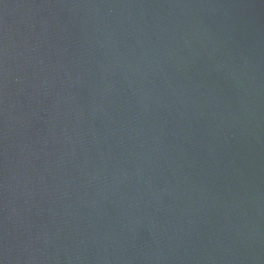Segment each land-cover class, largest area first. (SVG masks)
<instances>
[{
  "label": "water",
  "instance_id": "obj_1",
  "mask_svg": "<svg viewBox=\"0 0 264 264\" xmlns=\"http://www.w3.org/2000/svg\"><path fill=\"white\" fill-rule=\"evenodd\" d=\"M0 264H264V0H0Z\"/></svg>",
  "mask_w": 264,
  "mask_h": 264
}]
</instances>
